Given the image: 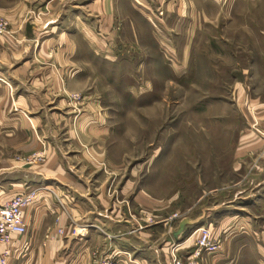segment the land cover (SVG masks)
<instances>
[{
  "label": "rangeland",
  "instance_id": "obj_1",
  "mask_svg": "<svg viewBox=\"0 0 264 264\" xmlns=\"http://www.w3.org/2000/svg\"><path fill=\"white\" fill-rule=\"evenodd\" d=\"M192 1L194 12L174 32L123 10L106 53L76 36L71 65L80 77L61 93L64 106L54 100L42 108L40 123L4 124V102L16 98L0 90V195L8 193L10 169H43L56 154L106 202L98 212L111 219L95 224L123 231V242L112 233L95 239L99 249L85 245L79 254H58L64 264L76 256L85 264H119L132 257L120 244L136 239L154 264H172V256L190 264L200 236L195 220L205 221L200 228L209 231L210 247L194 264H264V162L241 151L249 136H263L248 105L264 101V0ZM7 3L0 0V8ZM21 9L19 18L28 23L43 24L50 15ZM0 22V36H10L7 21ZM61 114L63 123L55 119ZM87 136H105L97 153L92 145L99 142L80 141ZM170 243L178 247L163 250ZM30 251L14 264H49L47 253Z\"/></svg>",
  "mask_w": 264,
  "mask_h": 264
},
{
  "label": "crops",
  "instance_id": "obj_2",
  "mask_svg": "<svg viewBox=\"0 0 264 264\" xmlns=\"http://www.w3.org/2000/svg\"><path fill=\"white\" fill-rule=\"evenodd\" d=\"M192 2V0H8L7 7L0 8V17L7 21L10 35L0 36V90L6 94H13L16 99L11 100L12 96H7L8 101L6 99L4 103L8 113L3 117V123L8 127L19 123L24 126L37 124L43 118V114H40L42 108L47 110L48 107H53L54 100L58 105H65V98L61 93L80 77V72L74 70L71 65L79 51L78 45L74 43L76 36H82V44L89 48L90 45L95 46L97 42L106 53L104 47L110 45L111 35L122 26L123 20L118 17L123 10L135 14L142 21L146 19L152 25L153 22L163 24L174 32L178 26L183 27L194 12ZM21 7L24 9L39 7L50 15L43 24L28 23L27 20L19 18ZM162 12L163 17H158L157 13ZM27 24L34 26L31 37L25 36ZM248 106L253 110L259 127L263 130V136H249L248 142L245 143L247 151H241L246 152L248 156L259 157L260 161L264 162V101L249 103ZM13 108L20 109L21 112L18 110V113H12ZM247 111L249 113L248 109ZM88 118L85 114L79 121L81 123ZM249 118V123L253 124L251 117ZM55 119L63 123L67 117L61 114ZM23 137L25 141H34L32 137L35 136ZM93 140L99 142L92 145L94 154V151L97 153L101 142H104L105 136H87L80 141L90 144ZM28 147L29 145L24 146L23 153L29 151ZM51 158L47 167L43 169H25L22 166L10 169L7 172L8 193L0 195V202H5L16 195L38 190L35 201L23 211V222L27 229V235L21 240L25 244L23 253L29 249L32 252L47 253V263L64 264L58 254L74 255L78 253L79 246L85 245L87 246L84 249H96L99 247L98 243H95L97 237L109 239L114 235L112 233H116L114 238L119 236L123 242L122 230L112 228L107 230L105 227L101 229L95 224L96 220L111 219L98 212L99 205L103 207L107 205L102 197H94L93 191L91 192L81 178L69 170V166L66 167L69 165L67 161L59 160L56 154ZM83 186L87 187L85 192ZM135 199L141 200V197L136 195ZM86 222L90 227L84 225ZM115 222L117 223L115 226L123 228L124 224ZM203 222L195 220L191 224L196 231ZM172 233L173 231L170 232L171 235ZM137 238H144V234L142 232L137 234ZM172 240L171 242H174ZM188 241L187 238L186 242ZM172 245L176 244L164 245L163 250ZM119 247H122L121 251L132 255L131 258H124L128 256L125 255L119 264H154V260L146 255L148 249L141 247L137 239L132 244L124 242ZM120 250L114 249L116 252ZM108 253L110 255L111 251ZM214 258L217 257H212ZM73 260L76 261L74 264H85L78 256Z\"/></svg>",
  "mask_w": 264,
  "mask_h": 264
},
{
  "label": "built area",
  "instance_id": "obj_3",
  "mask_svg": "<svg viewBox=\"0 0 264 264\" xmlns=\"http://www.w3.org/2000/svg\"><path fill=\"white\" fill-rule=\"evenodd\" d=\"M5 30V24L0 22V34ZM35 194L31 191L14 196L8 201L0 202V264H14L23 253L22 238L27 235L23 222V211L34 201ZM198 249L189 257L190 264L199 256L200 250L210 247V233L199 228ZM178 245H173L176 249ZM172 264H185L183 260L172 256Z\"/></svg>",
  "mask_w": 264,
  "mask_h": 264
},
{
  "label": "water",
  "instance_id": "obj_4",
  "mask_svg": "<svg viewBox=\"0 0 264 264\" xmlns=\"http://www.w3.org/2000/svg\"><path fill=\"white\" fill-rule=\"evenodd\" d=\"M34 29V26L32 24H27L26 25V32L27 34L25 35L26 37H31V31ZM186 222L183 221L179 224L178 226V230L176 232H174L173 234V238L174 240H178L179 237L181 236V234L183 233L184 230V226H185Z\"/></svg>",
  "mask_w": 264,
  "mask_h": 264
}]
</instances>
